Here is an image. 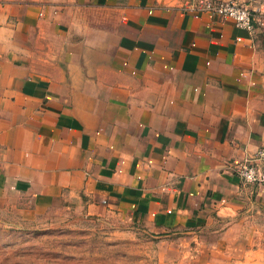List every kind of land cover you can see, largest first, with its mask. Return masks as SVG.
Returning <instances> with one entry per match:
<instances>
[{
    "label": "crops",
    "instance_id": "0c3cea01",
    "mask_svg": "<svg viewBox=\"0 0 264 264\" xmlns=\"http://www.w3.org/2000/svg\"><path fill=\"white\" fill-rule=\"evenodd\" d=\"M188 1L0 0V211L264 264V185L235 173L264 148V0L254 35Z\"/></svg>",
    "mask_w": 264,
    "mask_h": 264
},
{
    "label": "rangeland",
    "instance_id": "374dc122",
    "mask_svg": "<svg viewBox=\"0 0 264 264\" xmlns=\"http://www.w3.org/2000/svg\"><path fill=\"white\" fill-rule=\"evenodd\" d=\"M63 217L0 211V264H190L177 240L155 237L130 222Z\"/></svg>",
    "mask_w": 264,
    "mask_h": 264
},
{
    "label": "built area",
    "instance_id": "2783aa9c",
    "mask_svg": "<svg viewBox=\"0 0 264 264\" xmlns=\"http://www.w3.org/2000/svg\"><path fill=\"white\" fill-rule=\"evenodd\" d=\"M184 11L230 19L237 28L247 31L250 35H254L255 25L262 23L256 16V11L251 10L249 5L241 0H191L185 5ZM235 173L245 184L264 185V148L259 149L251 159L237 164Z\"/></svg>",
    "mask_w": 264,
    "mask_h": 264
}]
</instances>
